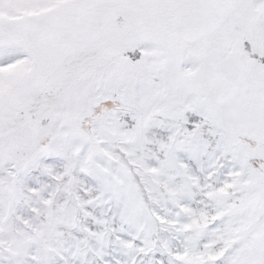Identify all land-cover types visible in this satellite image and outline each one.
<instances>
[{
  "label": "snow or ice",
  "instance_id": "obj_1",
  "mask_svg": "<svg viewBox=\"0 0 264 264\" xmlns=\"http://www.w3.org/2000/svg\"><path fill=\"white\" fill-rule=\"evenodd\" d=\"M0 264H264V0H0Z\"/></svg>",
  "mask_w": 264,
  "mask_h": 264
}]
</instances>
